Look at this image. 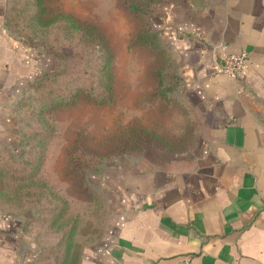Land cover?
Returning a JSON list of instances; mask_svg holds the SVG:
<instances>
[{"label":"crops","instance_id":"obj_1","mask_svg":"<svg viewBox=\"0 0 264 264\" xmlns=\"http://www.w3.org/2000/svg\"><path fill=\"white\" fill-rule=\"evenodd\" d=\"M6 5L0 0V147L15 144V104L45 70L43 46L7 28ZM150 17L195 138L164 166L117 173L99 263L264 264V0H171ZM240 50L247 56L235 77L214 73L220 55ZM18 224L0 212V264L21 261Z\"/></svg>","mask_w":264,"mask_h":264},{"label":"rangeland","instance_id":"obj_2","mask_svg":"<svg viewBox=\"0 0 264 264\" xmlns=\"http://www.w3.org/2000/svg\"><path fill=\"white\" fill-rule=\"evenodd\" d=\"M132 1L142 7L136 13L123 6ZM166 1L171 0H41L27 5L33 30L27 37L43 46L45 70L55 74L40 86L34 79L19 98L15 144L0 147V212L10 208L6 215L21 228L19 264H80V259L81 264H106L99 263L96 244L115 217L117 173L148 168L142 160L147 148L167 154L192 146L195 118L173 96L175 62L160 29L151 42L133 41L136 32L153 29L150 11ZM60 17L75 19L74 30L94 28L100 38L91 39L84 28L68 34ZM98 40L110 51L107 64L99 60ZM67 46L82 53L72 69L65 68L68 56L60 53ZM107 75L110 95L100 102ZM157 77L173 86L167 104L152 94ZM75 88V97L68 98ZM70 155L79 158L81 168ZM70 227L69 245L63 249Z\"/></svg>","mask_w":264,"mask_h":264},{"label":"trees","instance_id":"obj_3","mask_svg":"<svg viewBox=\"0 0 264 264\" xmlns=\"http://www.w3.org/2000/svg\"><path fill=\"white\" fill-rule=\"evenodd\" d=\"M41 0H7V5H6V26L7 28L18 35H22V36H29L31 35V32L33 31L32 28L29 26V20L28 17H30L29 13H28V9H27V5L31 4V5H36L37 3H39ZM123 6L125 8H127L128 10H130L132 13H136L138 12L139 9H141V5H139L137 2L132 1L130 3H123ZM141 7V8H140ZM60 19L62 20L61 23L62 25L65 27L66 31L68 34H72L74 31H76L78 28L82 29L84 28L86 31L88 29V32L91 35V39L92 37L94 38H100V34L98 32L95 31L94 28H90L86 26H78L76 30H74L73 28L76 25V20L71 18V17H60ZM69 31V32H68ZM80 33V32H79ZM156 33V28L153 27V29L151 31L149 30H140L138 32L135 33V35L133 36V41H135L137 44L141 43L143 40H149L150 42L152 40H155V34ZM71 35L66 37L71 39ZM158 39V38H157ZM156 39V40H157ZM164 44L168 47V45L166 44L165 41H163ZM98 43L101 44V46L96 49L97 51H99V60L102 61V63L107 64L109 62L110 59V51L102 44V42L100 40H98ZM92 49V46H90V51ZM61 55L63 56H68V60H69V64L70 66H66V69H72V66H74L73 64L76 63L77 58H79V56H81V52L78 51H71L69 46L67 47H63L62 50L60 51ZM92 59H89L88 61H91ZM55 74L54 70H45L43 71L36 79V85L40 86L42 85L44 82H46L47 80H49L48 78L52 75ZM171 74H169L170 76ZM166 76V73L165 75ZM172 78L174 79V81L176 80V75L173 73ZM111 81V75H107V78H105L103 81H101V86H100V91H99V99L98 101L100 102H104L107 98V96L110 95V87H109V83ZM173 86H171V83H168L165 81V78H159L157 77L156 79V84L154 89L152 90V94L155 95L156 97L163 99L164 103L167 104V102H169L170 100L172 101V99L168 97V92L170 90H172ZM89 90L90 87H89ZM72 91H68V98H72L75 97L76 93L78 92V89H73ZM89 94H96L97 93H91V91H89ZM179 104L181 105L182 108L186 107L182 104V102L180 100ZM56 102V101H54ZM53 102V103H54ZM63 101H59V103H61ZM187 110V109H186ZM195 138V137H194ZM155 148L152 149H145L144 152L142 153V160L144 162H146L148 164V168H151L152 166H164L165 162L170 160L172 158V156H174L176 153L178 152H183V151H187L184 150V148H180V149H174L172 148L171 150H167L164 152H167V154L163 153V154H159L155 152ZM84 153L86 154V151H84ZM70 158L72 161V164L75 167L81 168L82 165H80L76 160H78L79 158L76 157H72V155H70ZM8 210H11L10 208ZM7 209L3 212L5 214H11L10 211H8ZM59 216V215H58ZM54 220V218L52 219ZM71 230L72 227L68 228L65 235V239L61 238V240H64V246L63 249H66L68 247V242H69V237L71 234ZM66 257V256H65ZM64 257V258H65ZM62 258V260L64 259ZM81 264V259L80 262Z\"/></svg>","mask_w":264,"mask_h":264},{"label":"built area","instance_id":"obj_4","mask_svg":"<svg viewBox=\"0 0 264 264\" xmlns=\"http://www.w3.org/2000/svg\"><path fill=\"white\" fill-rule=\"evenodd\" d=\"M247 56L245 50L238 52H229L220 55L214 66V73L226 74L230 77H235L242 67Z\"/></svg>","mask_w":264,"mask_h":264},{"label":"water","instance_id":"obj_5","mask_svg":"<svg viewBox=\"0 0 264 264\" xmlns=\"http://www.w3.org/2000/svg\"><path fill=\"white\" fill-rule=\"evenodd\" d=\"M95 264H97V263H95ZM106 264H116V263H113V262H106Z\"/></svg>","mask_w":264,"mask_h":264}]
</instances>
